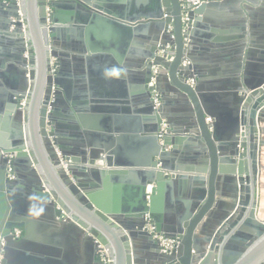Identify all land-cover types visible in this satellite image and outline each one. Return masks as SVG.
I'll list each match as a JSON object with an SVG mask.
<instances>
[{
	"label": "water",
	"instance_id": "95a60500",
	"mask_svg": "<svg viewBox=\"0 0 264 264\" xmlns=\"http://www.w3.org/2000/svg\"><path fill=\"white\" fill-rule=\"evenodd\" d=\"M20 1L25 34L15 0L0 2L10 68L17 69L21 84L24 79L28 86L25 93L7 91V118L14 115L16 131L10 144L0 147V211L6 206L3 191L13 211L16 204L30 205L20 196L50 204L63 222L76 223L92 237L95 264H101L98 245L109 250L111 264H136V241L152 247L159 264H264V220L258 217L254 197L263 144L257 125L264 110V83L240 106L239 125L233 128L240 140L225 138L208 106L209 93L199 90L200 73L190 69L192 43L199 29H208L202 12L209 3L191 10V0ZM24 40L28 57L27 50L14 45ZM74 41L81 54L56 46ZM167 46L173 49L172 58L166 56ZM161 71L175 96L188 102L195 135L169 128L163 99L156 107L152 92L158 89ZM153 79L156 87L149 86ZM252 97L258 102L248 111L246 123L243 109ZM193 143L202 147L192 153L197 158L179 164L182 146ZM226 143L235 148L231 165L224 164ZM249 147L242 156L240 149ZM248 158L253 161L250 167ZM222 176L237 178L240 192L246 182V196L237 199L235 210L240 211L203 240V251L198 231L216 205ZM15 217L14 212L6 221L0 216V264H10L21 243L14 240L15 230L27 232ZM147 224L176 240V249L162 253L158 239L145 230Z\"/></svg>",
	"mask_w": 264,
	"mask_h": 264
},
{
	"label": "crops",
	"instance_id": "0c3cea01",
	"mask_svg": "<svg viewBox=\"0 0 264 264\" xmlns=\"http://www.w3.org/2000/svg\"><path fill=\"white\" fill-rule=\"evenodd\" d=\"M0 2L3 5L8 4L7 0H0ZM2 11L3 9L0 11L1 18ZM202 17L208 29H199L198 37L192 43L193 62L190 69L200 73L199 77L196 76L200 81L199 90L209 93L207 103L210 111L219 121V132H222L228 140L232 139V142H235L236 139L240 140L233 133V128L239 125L242 111L240 106L245 99L250 98L255 88L264 83V0H213L204 8ZM0 39V147L6 148V145L10 144L11 135L16 131L15 120L12 119L14 115L7 118L9 112L7 111V91L16 93L24 91L25 93L28 86L24 79L21 84V75L17 69L10 68V45L7 37L3 35L1 24ZM73 44L59 43L56 46L59 49L66 47L68 50L75 51L76 55L81 54L82 48L75 41ZM166 79L164 74L160 83L158 85L156 83L158 88L156 95L165 103V114L170 120L169 128L172 126V129L182 135H195L188 102L175 96ZM257 99L258 97H252L251 105L243 109L247 112L246 123L250 121L248 111L257 104ZM247 130L248 138H251L249 144H253L254 136L251 128ZM257 130L263 144L260 147L258 161L259 189L254 197L258 199L259 219L264 220V110L258 120ZM255 141H257L256 138ZM233 146L231 143L223 145L222 155L227 161L224 163L226 165L233 163L235 149ZM182 147L184 148L183 161L179 162L182 165H189V161L186 160L191 157L197 158V155L192 154L196 149L202 150L199 143L196 145L193 143L190 146L184 144ZM166 150H171V146H166ZM247 151H250V147L247 150L240 149V154L243 156ZM197 161L195 160L196 165H198ZM248 164L249 167L253 164L252 159H249ZM94 165L105 166L101 161H94ZM8 178L11 179L9 176ZM30 180L35 185L36 181ZM24 181L29 182L28 179ZM246 185V182L242 183V192H240L237 178L220 177L216 205L203 228L198 231L197 236L201 245L204 243L203 240L214 235L221 223L230 215L240 211L235 210V205L238 198L245 199ZM25 193L29 194L27 190ZM2 197L3 202L6 203L4 210L0 211L2 220L6 221L14 212L16 220L27 229V232L19 230L14 232V240L21 243L15 248L14 258L10 264H95L96 254L92 237L87 236L76 223L63 222L56 215L57 209L50 204L27 200L20 196L18 197L21 198L20 201L22 199L29 201L30 205L24 207L23 204H16V209L13 211V207L7 202L5 191L2 192ZM21 233H24L23 237ZM151 248L144 241L135 242L133 259L136 264H159L158 255ZM206 248L204 247V250ZM0 259L2 261L3 257Z\"/></svg>",
	"mask_w": 264,
	"mask_h": 264
},
{
	"label": "built area",
	"instance_id": "2783aa9c",
	"mask_svg": "<svg viewBox=\"0 0 264 264\" xmlns=\"http://www.w3.org/2000/svg\"><path fill=\"white\" fill-rule=\"evenodd\" d=\"M211 1H213V0H191V6H192L191 10H195L200 5L207 4V3L211 2ZM15 2L17 4V18H18L17 20H18V22H20L23 25L24 24L23 23V20H24L23 4H22V2L20 0H15ZM185 6L187 7V5H185ZM186 20H187V18H185V21ZM14 21H15V19H14ZM20 31H21L22 34H25L24 25H23V27H22V29ZM166 51H167L166 56L172 58L173 57V53H174L173 49L170 46H167L166 47ZM160 54L163 55L162 52ZM25 57H28V53L27 52L25 53ZM55 65H56V60H55V58H52L51 59V68H52L51 73H52L53 76H54V74H55V72L57 70V67ZM154 73H157V69L154 70ZM156 83H157L156 79H153L149 86L156 87ZM152 97L154 98L155 105L158 108V104H157L158 96L156 95V91L152 92ZM165 128H162L163 132L165 131ZM56 152H57L58 158L61 160V163L63 165V169L66 171L67 164H65V160L61 158V155H60V153L58 151H56ZM11 157H13V156H10V158ZM8 176L11 179L13 178L12 175H11L10 167H9V170H8ZM145 230L147 232H149L150 234H152L156 239H158V241L160 242L162 253L169 254V253L173 252L176 249L177 241L174 240V239L166 238V237H163V236L157 234L155 232V229H154L153 225L147 224L145 226ZM16 236H18V234H16ZM98 253H99L101 264H111L112 263V257H111V255L109 253V250L107 248H105V247H103L101 245H98ZM0 262H1V259H0Z\"/></svg>",
	"mask_w": 264,
	"mask_h": 264
},
{
	"label": "rangeland",
	"instance_id": "374dc122",
	"mask_svg": "<svg viewBox=\"0 0 264 264\" xmlns=\"http://www.w3.org/2000/svg\"><path fill=\"white\" fill-rule=\"evenodd\" d=\"M216 1H222V0H216ZM11 30H12V28H11ZM26 43V42H25ZM27 44V43H26ZM15 46L17 47V44H15ZM25 48H27V46H25ZM56 60V59H55ZM14 66V65H13ZM13 68H11V70H12ZM28 71H29V68L27 67L26 68V73H27V75H26V77H27V80H28ZM12 77V76H11ZM18 77V76H17ZM154 95V94H153ZM159 99V98H158ZM157 104H158V106H159V102L157 101ZM166 127V122L165 121H163V123H162V128H165ZM201 246H203V251H204V247L206 248V244L205 243H202V245Z\"/></svg>",
	"mask_w": 264,
	"mask_h": 264
},
{
	"label": "trees",
	"instance_id": "16d2710c",
	"mask_svg": "<svg viewBox=\"0 0 264 264\" xmlns=\"http://www.w3.org/2000/svg\"><path fill=\"white\" fill-rule=\"evenodd\" d=\"M15 44L19 45V46H20V47H19L20 49H25V46H26L25 41H16ZM160 80H161V79H160ZM160 80H159L158 83H160Z\"/></svg>",
	"mask_w": 264,
	"mask_h": 264
},
{
	"label": "flooded vegetation",
	"instance_id": "af4514ba",
	"mask_svg": "<svg viewBox=\"0 0 264 264\" xmlns=\"http://www.w3.org/2000/svg\"><path fill=\"white\" fill-rule=\"evenodd\" d=\"M17 34H18L17 36L20 37V36H19V33H17ZM14 45H15V44H14ZM26 46H27V48H25V50H27V53H28V50H29L28 44H26ZM19 47H20V46L17 45V49H19ZM161 78H162V77H161Z\"/></svg>",
	"mask_w": 264,
	"mask_h": 264
},
{
	"label": "bare ground",
	"instance_id": "6f19581e",
	"mask_svg": "<svg viewBox=\"0 0 264 264\" xmlns=\"http://www.w3.org/2000/svg\"><path fill=\"white\" fill-rule=\"evenodd\" d=\"M160 74L163 76V75H164V72H162V71H161V73H160ZM162 76H161V77H162ZM28 78H29V76H28ZM258 217H259V214H258Z\"/></svg>",
	"mask_w": 264,
	"mask_h": 264
}]
</instances>
